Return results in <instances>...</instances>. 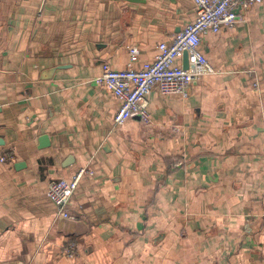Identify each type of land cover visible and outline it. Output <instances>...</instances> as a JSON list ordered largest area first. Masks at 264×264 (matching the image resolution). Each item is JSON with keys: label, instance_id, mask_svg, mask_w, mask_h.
Instances as JSON below:
<instances>
[{"label": "crops", "instance_id": "obj_1", "mask_svg": "<svg viewBox=\"0 0 264 264\" xmlns=\"http://www.w3.org/2000/svg\"><path fill=\"white\" fill-rule=\"evenodd\" d=\"M240 13L187 98L151 91L150 131L94 79L153 61L193 0H0V264H264V0ZM81 168L67 220L47 187Z\"/></svg>", "mask_w": 264, "mask_h": 264}, {"label": "built area", "instance_id": "obj_2", "mask_svg": "<svg viewBox=\"0 0 264 264\" xmlns=\"http://www.w3.org/2000/svg\"><path fill=\"white\" fill-rule=\"evenodd\" d=\"M193 2L196 19L175 35L172 41L159 44L153 61L136 68L140 51L132 47L129 50L130 60L125 69L116 70L107 63L102 65V73L94 79V83L111 91L120 102L114 117L116 126H123L129 119L138 118L144 127L155 131L156 125L151 117L147 98L151 91L156 88L163 96L179 95L187 98L188 89L192 84L215 73L201 50L202 36L208 32L219 34L223 28H233L244 22L240 12L262 4L263 0H193ZM185 53L188 54V69L177 64L178 60H183ZM252 88L259 91V82L254 81ZM1 162H7V159L1 158ZM91 174L90 169L81 168L71 179L61 178L49 183L47 197L58 208L62 218L76 220L67 207L82 179ZM72 249H75L74 245L67 256L74 257Z\"/></svg>", "mask_w": 264, "mask_h": 264}, {"label": "water", "instance_id": "obj_3", "mask_svg": "<svg viewBox=\"0 0 264 264\" xmlns=\"http://www.w3.org/2000/svg\"><path fill=\"white\" fill-rule=\"evenodd\" d=\"M183 67H184V69H188V67H189L188 54L187 53H185L183 56Z\"/></svg>", "mask_w": 264, "mask_h": 264}]
</instances>
